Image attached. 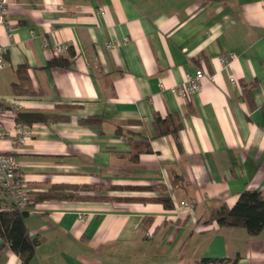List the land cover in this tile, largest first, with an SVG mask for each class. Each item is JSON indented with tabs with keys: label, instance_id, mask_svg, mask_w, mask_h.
I'll use <instances>...</instances> for the list:
<instances>
[{
	"label": "crops",
	"instance_id": "crops-1",
	"mask_svg": "<svg viewBox=\"0 0 264 264\" xmlns=\"http://www.w3.org/2000/svg\"><path fill=\"white\" fill-rule=\"evenodd\" d=\"M6 2L0 150L21 165L27 193L160 185L173 203H37L25 218L38 241L28 264H264V231L209 222L243 191L264 194V0ZM57 43L66 45L59 57ZM55 58L69 67H48ZM23 64L35 95L12 90ZM198 69L200 90L179 96ZM18 112L68 118L27 126ZM17 124L29 132L22 145ZM10 202L0 189V205ZM0 264H20L1 237Z\"/></svg>",
	"mask_w": 264,
	"mask_h": 264
},
{
	"label": "trees",
	"instance_id": "trees-1",
	"mask_svg": "<svg viewBox=\"0 0 264 264\" xmlns=\"http://www.w3.org/2000/svg\"><path fill=\"white\" fill-rule=\"evenodd\" d=\"M48 67H69V64L59 58H55L48 63ZM28 67L20 65L17 69V81L12 84V90L15 94L35 95L36 92L30 86L28 78ZM3 110L4 105L0 103ZM66 108V107H65ZM66 115L50 114L43 112H18L15 115L17 122L24 125L33 123H49L59 120H67ZM94 118H88L81 123H91ZM155 124L158 126L164 123L160 117L154 118ZM164 130V129H163ZM157 130V135L167 134L168 132L177 131L175 127L172 130ZM142 151V150H138ZM144 152H149L150 148L144 146ZM137 155H135L136 157ZM101 185L91 184H52L46 190L28 193L29 202L24 208H20L11 202L7 204L9 210H0V237L5 240L11 250L19 257L20 264H28L35 254L37 239L27 235L25 227V218L29 210L44 201H109L116 200L122 202H140V203H160L167 210L173 208V203L163 186L158 185H111L106 191H139L154 192L155 196H138V197H119L109 198L99 195L97 192L102 190ZM97 193V194H90ZM93 195V196H92ZM209 222L215 223L217 227L244 228L250 236H257L264 231V194L260 191H243L238 196L235 204L228 207L221 204L214 208L209 215ZM238 258H235L230 264H236ZM227 259H202L201 264H210L216 262H228Z\"/></svg>",
	"mask_w": 264,
	"mask_h": 264
},
{
	"label": "built area",
	"instance_id": "built-area-1",
	"mask_svg": "<svg viewBox=\"0 0 264 264\" xmlns=\"http://www.w3.org/2000/svg\"><path fill=\"white\" fill-rule=\"evenodd\" d=\"M7 12L6 0H0V22L5 23L4 15ZM7 29L11 31L10 25L7 23ZM46 47L47 44L45 43ZM110 46V45H109ZM66 50L65 44L57 43L52 46V53L59 57ZM235 57L230 53L227 57L221 59L222 63H228ZM3 51L0 48V67H3ZM205 73L198 69L193 75L186 74L184 76V82L176 89L179 96H186L196 93L200 90L201 80L204 78ZM231 83L234 84L235 80L231 78ZM0 103L2 100L0 99ZM3 109L0 108V115H2ZM14 139L18 145L24 144L29 138V132L26 128L17 124L14 129ZM3 137V133L0 128V139ZM0 189L10 198L11 203L17 205L20 208H24L29 202V196L25 187L24 175L21 172V165L17 162L12 154L3 153L0 150ZM184 205L183 202L180 203ZM0 210H9V206L0 205Z\"/></svg>",
	"mask_w": 264,
	"mask_h": 264
},
{
	"label": "rangeland",
	"instance_id": "rangeland-1",
	"mask_svg": "<svg viewBox=\"0 0 264 264\" xmlns=\"http://www.w3.org/2000/svg\"><path fill=\"white\" fill-rule=\"evenodd\" d=\"M102 186H103L102 190L97 192V193L99 195L107 196L109 198L138 197V196H140L141 193H143V192H139V191H110V192H107L106 191L107 187L111 186V185H108V186L107 185H102ZM120 186H125V185H120ZM97 193H90V194H97ZM76 202L87 204V203H93V202H96V201H76ZM96 203H108L110 205H117V206H121L123 204L122 201H116V200L97 201Z\"/></svg>",
	"mask_w": 264,
	"mask_h": 264
}]
</instances>
